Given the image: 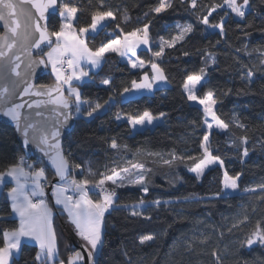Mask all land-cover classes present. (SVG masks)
<instances>
[{
  "label": "trees",
  "instance_id": "obj_1",
  "mask_svg": "<svg viewBox=\"0 0 264 264\" xmlns=\"http://www.w3.org/2000/svg\"><path fill=\"white\" fill-rule=\"evenodd\" d=\"M63 2L80 9L78 21L74 22L77 28L89 24L90 13L100 8L99 0ZM158 5L159 0H104L102 10H111L116 19L98 34L86 37L89 46L96 48L119 37L121 29L130 32L150 24V50L138 53L146 65L143 71L131 70L122 58L109 53L100 69L77 85L82 98L90 100L93 106L109 103L104 112L93 118L75 119V129L63 144L65 157L72 154L70 166L75 170V179L87 178L91 186L101 178L100 173L111 175L113 168H128V172L121 173L124 186L115 189V207L105 214L104 243L96 264H217L214 250L221 264H264V245L243 243L258 221L264 224V190L260 187L264 185V0H250L243 18L232 14L224 0H198L195 9L188 2L172 0L171 8L156 14L152 9ZM214 5L217 7L209 20L213 25L223 20L224 35L200 22ZM124 15L129 17L126 22ZM60 23L58 14L50 20L49 31L59 30ZM189 24L192 31L183 40L171 48L165 44L160 57L153 55L160 50L161 38L171 41L180 28ZM154 60L163 70L168 88L121 101L124 88H130L133 80L139 81L143 73L149 74V63ZM201 68L205 69L204 83L197 96L203 98L211 91L216 100V115L229 127L210 133L209 149L223 159L224 168L213 167L197 179L189 169L203 157L200 145L206 132L204 112L189 103L183 85L188 75L200 74ZM105 79L110 81L109 85L103 83ZM53 82L50 74L39 85ZM144 111L162 117V123L133 133L127 122L116 118L138 116ZM237 123L244 127H237ZM243 137H247L246 144ZM113 140L118 149L111 148ZM244 148L248 150L247 156ZM21 156L28 157L14 131L0 124V172L18 163ZM164 160L172 162L164 164ZM75 164L81 167L76 168ZM132 165L143 166L147 194L141 191V185L132 182L140 171ZM35 167H43L45 181L52 184L54 176L50 170L41 161ZM224 171L232 176L241 175L238 192L221 198L215 194L223 187ZM9 188L5 184L0 194V246L3 231L18 227L7 197ZM109 188L114 187L110 184ZM253 188L254 192L245 190ZM90 196L99 198L94 192ZM46 197L50 203L48 191ZM141 199L144 204L139 203ZM138 206L142 214L133 216L131 213ZM51 207L57 237L54 263L60 264L73 251L65 234L66 218ZM238 223V227H233ZM145 235L153 239L141 244L140 237ZM36 255L35 245L23 243L10 264H40Z\"/></svg>",
  "mask_w": 264,
  "mask_h": 264
},
{
  "label": "snow or ice",
  "instance_id": "obj_2",
  "mask_svg": "<svg viewBox=\"0 0 264 264\" xmlns=\"http://www.w3.org/2000/svg\"><path fill=\"white\" fill-rule=\"evenodd\" d=\"M183 4L188 2L190 7L195 9L198 0H180ZM100 8L93 10L90 13L91 22L86 26L77 28L75 23L78 21V12L80 9L77 6H72L69 3H64L63 0H0V22L5 29L3 35H0V80L7 81L11 87H4L0 89V115L9 118L14 122L16 131L23 135V143L25 145L36 144L38 148L46 145L49 148H59V137L62 130H67L71 126L74 119L80 117L93 118L94 114L101 111L109 101H105L104 105L96 103L94 106L90 100L83 99V94L79 86H74L75 82L84 81V78L89 77V72L84 70V63H87L92 68L102 65L106 59L107 53H115L116 55L127 59L128 64L132 68H142L144 61L138 58V49L143 46L150 45L149 31L150 24H144L130 32H124L121 29L120 36L116 39H109L107 43H102L99 47L92 48L89 46L86 34L94 36L102 29L108 26V22L115 20L116 16L111 10H102L104 0H99ZM232 13L243 18L246 13L243 10L249 6L250 0H243L239 4L237 0H224ZM30 5L31 8L25 7ZM172 0H159V5L152 9L156 14L165 12L171 8ZM216 5L208 10V14L203 16L201 23L208 27L217 28L221 35H224V21L221 20L218 24H211L209 17L215 10ZM31 9H34L33 12ZM59 9L61 23L59 30L49 31L47 24L42 25L41 21H46V14H55ZM147 15V13L145 14ZM124 21H128L129 17L124 15ZM119 27V25L117 26ZM180 27V26H178ZM192 31V25H186L180 28L178 35L172 37L171 41H164L159 51L153 53L154 56L160 57L164 52V45L167 44L169 48L174 47L177 41L183 40L187 33ZM39 34L38 38L35 34ZM51 37H55V42ZM53 43L55 46H53ZM43 47H48L50 51L44 55L47 57L39 60L29 59L24 64L23 71H18L21 67V58L16 54L14 49L23 48L24 52L31 57L33 55L32 49L43 51ZM150 50V49H149ZM187 54V53H186ZM211 58V54H208ZM136 59H133V58ZM264 63V61H262ZM39 65H44L47 68L51 66L52 74L55 76V85H34L30 83V78L35 74L36 68ZM67 65V69H65ZM153 75L149 78L145 73L143 80L137 82L132 81V88H124L123 92L128 93L133 90L140 91L143 89H151L153 83L156 81H165L166 76L163 70L157 63H151ZM205 69H200V74H190L184 82V91L187 93L189 101H195L203 105V110L206 114L205 124L211 131L214 127L213 123L208 122L207 117L215 122V127L219 129H228L229 125L221 120L214 111L213 106L216 100L213 98L211 91L207 92L204 98L197 96L198 86L202 87L203 73ZM10 74L18 79L12 80ZM251 77L252 73L249 72ZM105 85H109L110 81L105 79ZM21 85L23 91L19 92V96H36L47 97V99L29 100L21 103L14 102L17 95V89ZM123 95V93H122ZM27 106L28 109H40L42 105H52L51 109H46L54 114L55 119L49 125L47 119L40 124L39 128L30 119L31 113L22 114L21 109ZM164 114L161 113V116ZM35 116H42L41 111H36ZM62 117V119H61ZM121 119L120 115L116 117ZM127 123L132 126L153 124L154 117L149 111H144L141 115H127ZM237 127H244L237 123ZM31 130V131H30ZM210 131L205 132L202 143L200 145L203 151V157L194 162L189 170L196 174L199 179L212 165H219L221 169L224 168V161L219 156L214 155L209 149ZM40 133L37 135V133ZM52 141V143H50ZM242 141L246 144L247 137H243ZM118 144L115 140L111 143V148L118 149ZM45 155H49L48 151L41 148ZM248 150L244 148V155L247 156ZM57 151L55 156H49L55 168L56 175L63 183L54 186L53 195L57 205H63L64 210L68 214V220L74 226L76 235L85 243L81 245L83 251L88 253V264H96V255L103 247V225L105 221V214L115 207V200L117 194L115 188L108 190L105 187L106 181H111L116 187H123V177L121 172H128V168H123L117 171L116 168L111 170V175L100 173L101 178L89 187L92 183L87 178L85 179H71L67 177L70 174V157ZM176 156H172L175 160ZM192 159V157H189ZM171 160H164V164H171ZM76 168H80V164H75ZM133 168H139L140 171L136 173V179L132 181L135 184L141 185V191L148 193V188L144 186L146 180L143 174L142 165H132ZM28 169V171L25 170ZM34 165L27 164L24 157H19L18 163H13L8 166L6 172H0V183L4 182L5 177H11L15 181L16 186L11 188L8 192V197L11 199L12 212L19 217V226L11 230L3 231V246H0V264H10V259L18 254L22 245V238H27L34 241L39 246V252L36 255V260L40 264H54L57 257V237L53 229L52 210L48 207L43 199L33 201L31 197L43 196L44 189L41 183L45 176V169L43 167L32 170ZM91 173V169H89ZM240 173L235 176L229 175L224 171L221 180L222 189L215 195L221 198H226L229 194L225 190L237 191L239 188L238 180ZM31 184L32 187L28 189L26 185ZM261 190H264V185H261ZM99 190V198L93 199L90 192ZM246 191L254 192L256 189H245ZM71 191L73 195H66ZM140 204L145 201L141 199ZM159 205V201H155ZM125 207H127L125 205ZM133 216H139L142 213L133 211ZM247 220V217H245ZM240 221L239 223H243ZM234 224L233 227H238ZM231 231V229H229ZM151 235L140 237V243L144 244L146 241L152 240ZM204 241H202L203 243ZM247 246H252L256 243L264 245V224L257 222L255 230L243 242ZM212 255L216 257L217 264H221L219 254L214 250ZM82 252L76 251L69 255L67 261H60V264H76V261L82 260Z\"/></svg>",
  "mask_w": 264,
  "mask_h": 264
},
{
  "label": "water",
  "instance_id": "obj_3",
  "mask_svg": "<svg viewBox=\"0 0 264 264\" xmlns=\"http://www.w3.org/2000/svg\"><path fill=\"white\" fill-rule=\"evenodd\" d=\"M21 2H22V0H21ZM25 7L31 8L30 5H25ZM31 10L33 12L35 11L34 9H31ZM58 14H59V9L56 10L55 14H51V15L46 14L47 20L46 21H41L40 23L42 25L47 24V27L49 29L50 20L53 17L57 16ZM4 32H5V29L2 26V22H0V35H3ZM35 35L38 38L39 34L37 33ZM51 39H52L53 42H55V38L54 37H51ZM53 46H54V43H53ZM49 50L50 49L48 47H43V51H40V50H37V49H32L31 51H32L33 55L31 57H29L24 52L23 48L14 49V51H16V54L19 55L20 58H21V67H20V69H18V71H21V72L23 71L24 64L27 63L29 59L39 60L40 58H44V54L47 53ZM49 75H50L49 68L48 67L45 68L44 65H39L36 68L35 74L30 78L29 82L38 86L39 85V81L42 78L47 77ZM10 78L12 80L18 79L17 77H15L14 75H11V74H10ZM54 85H55V82L49 84V86H54ZM24 86H26V85H21V87L17 89V95L14 98V102L21 103V102L29 101L30 99L31 100L47 99V97L41 98V97H36V96H32V97H29V96L21 97V96H19V92L23 91V87ZM4 87H11V85L7 81L0 80V89H3ZM52 107H53L52 105H47V106L42 105L40 109H35V108L28 109L27 106L25 105V107L23 109H21V112H22V114H25V115L31 113L30 119L33 121V123H35L37 125V128H39L40 124H42L45 119H47L49 125L52 124L53 120L55 119L54 114L52 112L46 110V109H51ZM36 111H41L42 112V116H40V117L35 116V112ZM61 119H62V117H61ZM0 124H2L4 126H7V127L11 128L14 131L16 140H17L20 148L25 152V154L29 158L37 160V161H41L50 170V172L54 176V179L52 180V185L63 183V181H61L60 178L56 175L55 168H54V166L52 164V161L49 158V156H55L57 151H60V152H62L65 155L63 144H64V141L66 140V138L75 129V124H76L75 119L71 122L70 128H68L67 130H62V134L59 137L60 144H59V148L58 149L56 147L49 148L46 145H42L41 146V148H44L45 151L49 152V155H45V152L41 151V148H38L36 146V144H34V143L29 144V145H25L23 143V135L20 132L16 131L15 126H14V122L10 121L9 118H6V117H3L2 115H0ZM39 134L40 133L38 132L37 135H39ZM50 143H52V141H50ZM70 174H71V166H70ZM70 174L68 175L67 178L70 177ZM67 241H68V237H67ZM68 242L71 243V246L69 244L68 245H69V248L73 251V253L76 252V251H81L82 252L83 259L79 260V261H76V264H88V253L86 251L82 250V248H81L82 244L76 239L74 234H71Z\"/></svg>",
  "mask_w": 264,
  "mask_h": 264
},
{
  "label": "rangeland",
  "instance_id": "obj_4",
  "mask_svg": "<svg viewBox=\"0 0 264 264\" xmlns=\"http://www.w3.org/2000/svg\"><path fill=\"white\" fill-rule=\"evenodd\" d=\"M237 2L239 3V4H242L243 2L241 1V0H237ZM225 7L231 12V9L227 6V5H225ZM244 11H246L247 10V7H245L244 9H243ZM232 13V12H231ZM232 14H234L235 16H237L235 13H232ZM237 17H239V16H237ZM218 32H220L219 31V29H218ZM88 35L86 34V37H87ZM54 46H55V44H54ZM149 48H150V46L148 45V46H141L137 51H138V53L140 52V51H148L149 50ZM50 51V50H49ZM108 54V53H107ZM120 57V56H119ZM44 58H45V60L47 59V57L44 55ZM120 58H122V59H124L123 57H120ZM133 59H136L135 57L133 58ZM126 61H127V59H126ZM125 61V62H126ZM151 63H157L156 62V60H154L153 62H151ZM151 63H149V68H150V73L148 74V76H149V78H151V76L154 74L153 73V70H152V68H151ZM85 64H87V63H84V70H86V71H90V70H88V67L86 68L85 67ZM130 66V65H129ZM159 66V65H158ZM100 67V66H99ZM99 67H96L95 69H97V68H99ZM146 67V65L144 64V66L142 67V68H132L131 66H130V68H131V70H133V71H143L144 70V68ZM160 67V66H159ZM48 68H49V70H50V74H51V76H52V78L55 80V76L52 74V71H51V66L49 65L48 66ZM161 68V67H160ZM144 75H145V73H143L142 75H141V78H140V80L139 81H137L138 83L139 82H141L142 80H143V77H144ZM89 80V77H86V78H84V81H83V83L84 82H86V81H88ZM203 80H204V75H203ZM79 84H81V82H75L74 83V86H77V85H79ZM168 86H169V83H168V81H167V79L165 80V81H156L155 83H153V86H152V88L149 90V89H143V90H140V91H136V90H133V91H131V92H128V93H124L123 92V95L121 94V96H120V100L121 101H126V100H129V99H132V98H135V97H139V96H142V95H148V96H150V95H153V93L156 91V90H159V89H165V88H168ZM200 86H198V88H199ZM132 88V85H131V87L129 88V89H131ZM185 92V91H184ZM186 93V92H185ZM197 94V93H196ZM186 95H187V93H186ZM204 98V97H203ZM189 103L191 104V105H194V106H197V107H199L203 112H204V110H203V105H200V104H198L197 102H195V101H189ZM213 108H214V111H215V108H216V104L213 106ZM106 110V106L101 110V111H99L98 113H102V112H104ZM95 115V114H94ZM121 117V119H119L120 121H124V122H127V119L126 118H124V117H122V116H120ZM205 117H206V114H205V112H204V126H205V130H206V132H209L210 130L207 128V126H206V124H205ZM89 119V118H88ZM162 120H163V118L162 117H154V123L153 124H147V123H145L144 125H137V126H132V125H130V128H131V130H132V132L133 133H135V132H138V131H142V130H145V129H153L154 127H156L157 125H159V124H161L162 123ZM207 120H208V122H211V123H213V125H214V127H213V129L210 131V133L212 132V131H217V132H223V131H225L226 129H219V128H216L215 127V122L214 121H212L211 120V117L210 116H208L207 117ZM216 166H219V165H212V166H210L208 169H206L205 170V172L207 171V170H209V169H211V168H213V167H216ZM204 172V173H205ZM121 173H123V172H121ZM193 175H195L196 176V174L195 173H193V172H191ZM71 176H72V169H71V174H70V179H71ZM68 178V179H69ZM135 179H136V177H135ZM134 179V180H135ZM113 185L112 183H111V181H106V183H105V187L108 189V190H112V189H110L109 188V185ZM89 187H92L91 185H89ZM113 187L115 188V189H118L119 187H116L115 185H113ZM2 189H3V185L2 186H0V194H1V191H2ZM225 191H227L229 194L227 195V196H229V195H233V194H235V193H237L238 192V190L237 191H235V192H233L232 190H225ZM94 192V191H93ZM44 194H45V190H44ZM96 195H98V194H96ZM33 198H35V199H43L44 201H45V198H42L41 196H34ZM133 210H135V211H139L140 210V206H138V207H135V209H133ZM20 251V250H19ZM19 255V252H18V254H16V255H14V257H17ZM98 255V254H97ZM97 255H96V258H97ZM11 262V261H10Z\"/></svg>",
  "mask_w": 264,
  "mask_h": 264
},
{
  "label": "crops",
  "instance_id": "obj_5",
  "mask_svg": "<svg viewBox=\"0 0 264 264\" xmlns=\"http://www.w3.org/2000/svg\"><path fill=\"white\" fill-rule=\"evenodd\" d=\"M55 38V37H54ZM109 54V53H108ZM124 61H126V59L124 58L123 59ZM127 62V61H126ZM128 63V62H127ZM85 67L87 68L88 67V70H90V71H88L89 72V76H90V74L91 73H95V72H97L99 69H100V67L99 68H97V69H95V68H92L90 65H88V64H85ZM37 169H39V168H36L35 170H37ZM25 170L26 171H28V169L27 168H25ZM34 171V170H33ZM43 181H45V176H44V178H42V180H41V182H43ZM5 184H8L9 186H10V188H9V190L11 189V188H13V187H15L16 186V183H15V181L14 180H12L11 179V177H5V180H4V182H2V183H0V186H2L3 185V187H4V185ZM61 184V183H60ZM56 185H58V184H54V185H52V186H50V187H48V189L47 188H45L43 185V189L45 190V194L42 196V198H45V203L48 205V207L52 210V222H54V215H55V212L53 211V209H52V207H51V205L53 206V207H55L56 209H58L62 214H64V216H65V218H66V229H65V234H66V236L68 237V241H69V238H70V236H71V234H74L75 235V237H76V239L81 243V244H84L85 242L84 241H82L81 240V238L79 237V236H77L76 235V231H75V229H74V226L73 225H71L70 223H69V220H68V214H67V212L64 210V207H63V205H57L56 204V202H55V197H54V195H53V188H54V186H56ZM26 187L28 188V189H30L31 187H32V185L31 184H28V185H26ZM49 191V194H50V203H51V205H50V203L48 202V200H47V197H46V192L47 191ZM9 192V191H8ZM8 194V193H7ZM74 193H71V192H67L66 193V195H73ZM90 194V193H89ZM7 197H8V195H7ZM8 199H9V203H10V207H11V199L8 197ZM31 199L34 201V200H38V199H35V198H33V197H31ZM11 213H12V216L18 221V226H19V217H18V215H16L15 213H13L12 212V209H11ZM108 213V212H107ZM75 239V238H74ZM23 243H30V244H33V245H35L36 247H37V253L39 252V246L34 242V241H32V240H29V239H27V238H22V244ZM68 244L71 246V243L70 242H68ZM14 257V256H13ZM12 257V258H13ZM12 258L10 259V261L12 260ZM38 261V260H37ZM38 262H40V261H38ZM55 264V263H54Z\"/></svg>",
  "mask_w": 264,
  "mask_h": 264
},
{
  "label": "built area",
  "instance_id": "obj_6",
  "mask_svg": "<svg viewBox=\"0 0 264 264\" xmlns=\"http://www.w3.org/2000/svg\"><path fill=\"white\" fill-rule=\"evenodd\" d=\"M64 67H65V69H67V65H65ZM24 160L26 161L27 164H32V165H34V168H33L32 170H35V169H36L35 166H36V164H37V160L31 159V158H29V157L24 158ZM71 179H75V170H72V176H71ZM71 179L69 178V180H71ZM41 183H42V185H43L44 187H46L47 189H48V187L52 186V184H49L47 181H43V182H41ZM69 192H71V191H69ZM48 193H49V191H48ZM71 193H72V192H71ZM94 193H95V194H98V193H99V190L96 189V190L94 191ZM34 201H36V200H34Z\"/></svg>",
  "mask_w": 264,
  "mask_h": 264
}]
</instances>
